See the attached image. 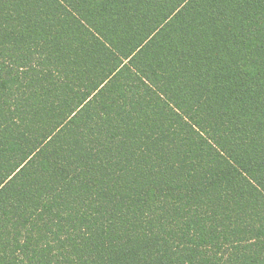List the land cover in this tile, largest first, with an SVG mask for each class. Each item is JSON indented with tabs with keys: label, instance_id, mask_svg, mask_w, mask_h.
Listing matches in <instances>:
<instances>
[{
	"label": "trees",
	"instance_id": "trees-1",
	"mask_svg": "<svg viewBox=\"0 0 264 264\" xmlns=\"http://www.w3.org/2000/svg\"><path fill=\"white\" fill-rule=\"evenodd\" d=\"M0 264H264V0H0Z\"/></svg>",
	"mask_w": 264,
	"mask_h": 264
}]
</instances>
